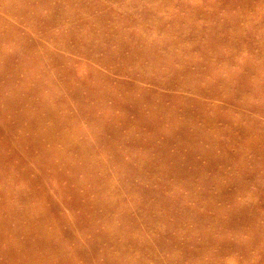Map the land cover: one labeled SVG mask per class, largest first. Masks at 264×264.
Here are the masks:
<instances>
[{
	"label": "rangeland",
	"instance_id": "374dc122",
	"mask_svg": "<svg viewBox=\"0 0 264 264\" xmlns=\"http://www.w3.org/2000/svg\"><path fill=\"white\" fill-rule=\"evenodd\" d=\"M0 264H264V0H0Z\"/></svg>",
	"mask_w": 264,
	"mask_h": 264
}]
</instances>
